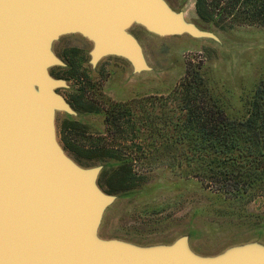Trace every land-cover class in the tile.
Instances as JSON below:
<instances>
[{
  "label": "water",
  "instance_id": "95a60500",
  "mask_svg": "<svg viewBox=\"0 0 264 264\" xmlns=\"http://www.w3.org/2000/svg\"><path fill=\"white\" fill-rule=\"evenodd\" d=\"M158 37L218 41L166 0H0V264H264V244L249 242L203 256L187 236L142 246L98 235L116 196L57 141V113L76 116L49 73L65 64L52 51L65 35L92 45L89 64L104 57L151 70L129 29Z\"/></svg>",
  "mask_w": 264,
  "mask_h": 264
},
{
  "label": "rangeland",
  "instance_id": "374dc122",
  "mask_svg": "<svg viewBox=\"0 0 264 264\" xmlns=\"http://www.w3.org/2000/svg\"><path fill=\"white\" fill-rule=\"evenodd\" d=\"M166 1L174 10L183 12L187 21L213 32L218 41L158 37L132 26L129 31L138 40L151 67L150 71L135 75L128 62L113 56L102 58L91 69L88 54L91 43L76 34L68 36L69 42L82 48L80 62L72 69L55 66L53 73L67 80L69 90L60 89V93L69 99L83 92L81 110L68 119L77 133L74 137L68 135L66 147L59 142L62 132H57V141L79 166H102L97 184L104 193L117 197L103 214L98 229L103 239L149 246L171 244L187 236L191 249L203 256L249 242L264 244V196L260 194L228 198L216 194L196 178L158 165L135 166L131 176L125 178L121 164L115 160L83 159L87 155L84 152L101 151L108 155L111 146L119 152L120 148L133 145L120 143V138L113 136L114 128L106 125L107 112L119 103H132L134 111H140L143 100L166 96L183 77L188 64L200 67L208 88L229 118H245L247 102L264 75V25L221 29L201 24L195 13L196 0ZM145 152L140 150L136 156H144Z\"/></svg>",
  "mask_w": 264,
  "mask_h": 264
},
{
  "label": "trees",
  "instance_id": "16d2710c",
  "mask_svg": "<svg viewBox=\"0 0 264 264\" xmlns=\"http://www.w3.org/2000/svg\"><path fill=\"white\" fill-rule=\"evenodd\" d=\"M195 13L201 24L221 29L264 25V0H196ZM143 102L140 111H134L132 103H119L106 114V125L114 128L113 136L117 135L120 143L133 145L119 152L111 146L108 155L84 152L87 155H82L83 159L115 160L125 178L135 166H166L228 198L251 193L264 196V75L241 120L226 115L200 67L191 64L166 96ZM77 147L75 150L80 151ZM140 150L147 152L136 156Z\"/></svg>",
  "mask_w": 264,
  "mask_h": 264
},
{
  "label": "flooded vegetation",
  "instance_id": "af4514ba",
  "mask_svg": "<svg viewBox=\"0 0 264 264\" xmlns=\"http://www.w3.org/2000/svg\"><path fill=\"white\" fill-rule=\"evenodd\" d=\"M68 36H71V35H65V36L60 37L57 41L53 43V46H52L53 53L56 55L57 58H59L65 64L64 67H61L63 69L65 68L72 69V68L77 67L78 63L80 62V51L82 49L76 44L69 42L70 40ZM90 68L95 69L96 66L92 67L90 65ZM53 72H54V67L49 69V73L53 77L59 78L56 75H54ZM59 79H64V78H59ZM64 80L67 82L66 79ZM62 90L65 92V91H68L69 88H63ZM57 92L65 99V101L68 103V105L76 113V116H77L79 113V110H81L79 105L81 103V95L83 91L81 90L78 94H74L73 96H71L70 99L67 96L60 93V89H58ZM60 115L62 116L60 117ZM71 117L73 116L68 115L66 113H57L55 117L56 135L62 132V136L59 137V142H62L63 144L69 142L68 135L70 137H73V135L77 133L78 131L74 124H69L68 119H70ZM69 132L71 134H69ZM64 146L66 147L65 144ZM64 148L62 147L63 150Z\"/></svg>",
  "mask_w": 264,
  "mask_h": 264
},
{
  "label": "crops",
  "instance_id": "0c3cea01",
  "mask_svg": "<svg viewBox=\"0 0 264 264\" xmlns=\"http://www.w3.org/2000/svg\"><path fill=\"white\" fill-rule=\"evenodd\" d=\"M180 37H185V36H180ZM181 39H183V38H181Z\"/></svg>",
  "mask_w": 264,
  "mask_h": 264
}]
</instances>
